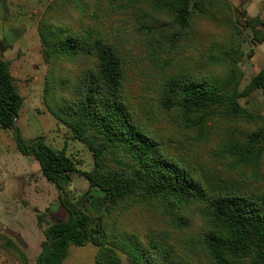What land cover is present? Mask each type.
<instances>
[{
	"label": "trees",
	"instance_id": "1",
	"mask_svg": "<svg viewBox=\"0 0 264 264\" xmlns=\"http://www.w3.org/2000/svg\"><path fill=\"white\" fill-rule=\"evenodd\" d=\"M92 2L102 7L101 0ZM111 2L135 17L153 63L176 54L173 50L188 49L196 67L164 76L155 102L169 131L157 129L135 108L124 83L123 61L106 41L102 26L85 22V0H53L38 24L42 56L49 64L44 97L50 113L92 155V170L81 173L64 151L51 149L43 137L23 139L15 121L23 98L10 63L0 56V129L11 132L21 155L38 163L67 214L43 231L35 264H63L71 247L87 244L98 248L96 264H120L117 251L131 264H184L169 235L185 237L193 213L201 222L193 245L208 264H264V118L238 103L253 91H264V70L238 93L244 54L240 24L233 18L236 9L225 0ZM199 18L230 30L223 49L194 44L198 34L192 25ZM244 28L252 44L264 42V18H251ZM217 123L224 124L228 139L214 133ZM212 142L215 148L206 147ZM203 150L211 163L223 159L237 179L229 172H198L194 161ZM74 174L84 176L104 196L99 218L68 202L64 190ZM131 211L139 212L147 226L131 228L125 221ZM113 216L117 219L111 221ZM0 239L20 254L9 239Z\"/></svg>",
	"mask_w": 264,
	"mask_h": 264
},
{
	"label": "rangeland",
	"instance_id": "2",
	"mask_svg": "<svg viewBox=\"0 0 264 264\" xmlns=\"http://www.w3.org/2000/svg\"><path fill=\"white\" fill-rule=\"evenodd\" d=\"M14 1L15 4L19 2L27 4L29 1L34 7L30 8L27 14H22L21 10L12 8L9 2L7 3L9 7L6 5L5 10L3 8L0 10L2 36L0 56L10 63L11 77L23 98L16 126L24 140L43 137L45 144L51 149L64 151L76 164L79 172H89L93 164L90 151L50 113L44 97L49 64L42 56L38 24L46 7L53 0ZM107 1L114 5L111 0H101L102 7L92 0H85L89 9L85 14V22L91 25L96 23V27L102 26L106 41L120 55L123 61L124 83L130 89L138 113L155 128L168 132L169 130L164 129L163 126L169 124L160 116V110L155 102L157 91L165 75L185 74L192 71L195 66L194 61L191 60L193 55L188 49H180L178 52L173 50L176 54L171 53L168 59L161 58L153 63L149 59L143 31L135 17H132L129 10L109 5ZM235 9L237 14L233 18L240 24L239 41L244 54L239 61L242 77L237 85V91L243 93L254 76V66L264 68V64L259 63L258 59L251 61L252 48L255 44H252L250 33L244 28L245 21L249 18L246 17L243 9ZM95 10L97 12H94ZM9 17H17L16 25L9 26L7 21ZM192 27L198 34L194 44L199 47L213 44L215 48L223 49L230 35L227 27L204 18H199ZM262 48L264 45L256 46V50ZM238 103L248 112L259 114L264 118V91H253L241 97ZM224 127L223 123H217L213 131L217 136L228 139L229 132ZM238 127L245 130L249 125H238ZM235 135L239 136L238 133ZM172 136L175 138L174 135ZM215 145V142H212L206 147L215 148ZM194 165L198 172L209 176L229 172L232 178L238 177L229 170L223 159H216L211 163L205 150L202 151V156L194 161ZM64 192L70 204L95 219L100 217L106 206L104 196L91 188L85 177L80 174L72 176ZM139 214L131 211L126 216L125 221L131 224V228L141 230L145 227L146 224L140 219ZM66 218L67 214L59 203L58 191L42 176L38 163L32 157L21 155L11 132L0 129V238L9 239L20 252L18 254L15 250L6 247L0 239V264H35L44 241L43 231L48 225ZM115 218L113 216L110 220L114 221ZM190 219L191 231L185 237L170 234L169 242L184 258V264H208L200 250L193 245L201 227L199 214L193 213ZM107 223L110 224V221ZM97 250L98 248L92 244L71 247L63 264H96ZM117 253L120 264H131L124 253L119 251Z\"/></svg>",
	"mask_w": 264,
	"mask_h": 264
},
{
	"label": "crops",
	"instance_id": "3",
	"mask_svg": "<svg viewBox=\"0 0 264 264\" xmlns=\"http://www.w3.org/2000/svg\"><path fill=\"white\" fill-rule=\"evenodd\" d=\"M38 0H34V2H37ZM227 1L232 7L234 8H238V9H243L245 11V15L247 18L251 19L254 17H260V18H264L263 14H264V0H225ZM3 4L5 5V7H7V3L11 2L12 4V8L14 7L15 9L21 10L22 14H27L28 10L30 8H34L32 3L28 1V3H20L18 0V4H15L14 0H2ZM24 2H26V0H24ZM7 5V6H6ZM25 5V6H24ZM9 7V6H8ZM7 9V8H6ZM22 17V16H20ZM7 20L9 22V26H14V24L16 25V21L15 18H11ZM2 36L0 35V39ZM1 41V40H0ZM260 46V45H264V42L261 44H255L253 49V54H252V58L251 61H255L256 59H258L259 63H263L264 64V48L256 50V46ZM258 65L254 66V74L259 71V70H264V68H258ZM253 74V75H254ZM26 157V156H25Z\"/></svg>",
	"mask_w": 264,
	"mask_h": 264
},
{
	"label": "water",
	"instance_id": "4",
	"mask_svg": "<svg viewBox=\"0 0 264 264\" xmlns=\"http://www.w3.org/2000/svg\"><path fill=\"white\" fill-rule=\"evenodd\" d=\"M17 120V117L15 118V121Z\"/></svg>",
	"mask_w": 264,
	"mask_h": 264
}]
</instances>
